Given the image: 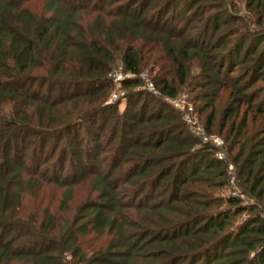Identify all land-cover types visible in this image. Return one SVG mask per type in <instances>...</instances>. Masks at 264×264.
Listing matches in <instances>:
<instances>
[{"label": "trees", "instance_id": "16d2710c", "mask_svg": "<svg viewBox=\"0 0 264 264\" xmlns=\"http://www.w3.org/2000/svg\"><path fill=\"white\" fill-rule=\"evenodd\" d=\"M107 1L112 0H105L102 7L95 4L94 10L102 12ZM145 1H123L119 12L108 15L109 22L97 19L84 27L75 19L88 5L54 7L51 16L42 20L25 8V0H0V264H134L138 260L141 264H264V122L252 135L241 134L246 129L243 115L229 126L228 135L234 137L231 147L239 146L233 158L238 163V183L256 206L246 209L227 198V209L215 210L218 204L211 191L224 183L223 165L212 157L209 146L189 133L178 113L143 91L127 93L124 111L110 127V144L118 146L115 158L119 160L112 169L130 162V170L122 177L110 173L92 179L91 189L102 203L79 206L61 236L51 219L24 223L19 216L24 196L37 191L44 178L39 173L41 158L50 142L55 139V150L66 136L113 108L75 113L51 130V119L42 113L69 100L82 101L85 95L98 100L97 93L111 87L106 73L116 50L122 71L134 75L120 86L131 89L140 86L143 50L149 55L158 49L161 54L155 63L160 75L150 79L154 88L164 98L175 96L179 86L192 93L201 90L190 100L206 132H211L212 105L222 89H229L223 123L236 116L241 105L250 113L251 126L258 118L264 120V30L230 31L241 20L228 14L204 15L199 7L204 5L202 0H155L162 1L157 15L178 8V24L149 25L146 8L154 0ZM261 1H255L254 8ZM54 3L47 4L53 7ZM138 41L141 46L135 49ZM119 43L124 45L120 48ZM193 61L199 72L188 79ZM234 68L240 74L230 77ZM256 82L262 85L252 90ZM42 86L62 87L72 95H64L57 104L44 103L39 96ZM77 89L85 95L75 93ZM148 103L153 104L150 109ZM120 138L127 140L126 146ZM28 163L33 164L31 169ZM51 183L65 181L58 176ZM121 184L132 190L125 206L145 212L142 220L147 227L132 225L121 216L124 203L114 196ZM66 201L63 196L60 204ZM245 210L250 216L244 222L225 229ZM104 228L114 231L113 239L104 251L87 256L79 238ZM128 228L137 234L133 242L127 238ZM64 256L68 263L63 262Z\"/></svg>", "mask_w": 264, "mask_h": 264}, {"label": "rangeland", "instance_id": "374dc122", "mask_svg": "<svg viewBox=\"0 0 264 264\" xmlns=\"http://www.w3.org/2000/svg\"><path fill=\"white\" fill-rule=\"evenodd\" d=\"M13 2L18 3L21 0H11ZM24 3L25 8L32 13L33 15L40 17L42 20H47L49 16H51L52 12H54V7H58L61 10H66L67 8L71 7H82L84 5H88L87 9L81 12H78L76 21L81 26L91 27L97 19L102 20V22H109L111 17H108L109 14L114 15L117 11L118 7L125 4L126 0H112L107 1V7L101 12L99 10H94L93 6L99 5L102 7V4L105 3V0L99 1L96 0H25ZM49 1V2H48ZM51 1H55L52 6H49ZM150 0H146V4ZM170 0H168L169 2ZM257 0H202V5L200 10H202L205 14L204 15H212L213 17L222 16L225 17L227 14L228 16L239 18L241 23H235L232 25L235 27L234 29H230V31H238L240 34L242 33H254L258 30H264V0L261 1L258 8H254V2ZM162 1H150L146 8V15H149L147 20L149 25H157L158 27H175L178 24V20L176 19V12L179 13L178 8L174 9L172 12H166V10L157 15L156 10H161ZM98 8V7H97ZM178 27V26H177ZM124 43H119V47L121 48ZM141 46V42H137L133 47L139 48ZM149 47V46H148ZM158 49L154 52L150 53L149 55L143 50L141 53V57L143 58L141 63V70L138 74V79L140 75H145L146 78L151 82V77L158 76L159 65L155 63V58L160 56ZM151 55V57H149ZM122 70L121 63H120V53L119 51L113 52V61L108 68V72L106 73V81L111 83V87L107 90H102L97 93L98 100H92V97L85 95V92L77 89L75 93L84 94L85 97H82V101L78 100L72 101L66 104H57L56 102H60L64 95H72L71 90L66 92L65 90L62 91V87H40V100L44 103L57 104V106L53 105V109L50 112H43V117H49L51 119L52 124L50 125L49 129H55L57 127L63 126L66 122L70 121L67 120L69 117L74 118L75 113L83 112L85 115L87 112L92 111L94 107H112L113 110L111 113H104L100 112L99 116L96 120H90L83 126L79 131L73 132L72 134L66 136L64 140H62L57 148L54 150L52 140L49 144L48 151H44L46 155H43L41 158L42 166H40V171L44 178L42 181L39 182V186H37V191L32 194H26L24 199L22 200L21 210H20V217L24 223L29 222L30 220H41L51 219L55 224L58 233L63 235L66 228L70 225L77 208L83 204L89 205L91 202H98L96 196L97 193L93 192L91 189V181L97 175H109L112 174H120L122 177L125 173H128L130 168V162L123 164L119 169H112V166L116 165L115 155L117 151V145L110 144V135L111 130L110 127L114 123V121L119 117L125 107V97L129 92H139L143 91L148 93L151 97H157L162 102L167 104L170 109L174 110L178 113L180 117V121L182 124L185 125L189 133L199 142L201 145H207L212 150V157L220 162L223 165V170L225 169V177L224 183L221 187L215 188L211 191V198H213L217 202V206L212 209H227L225 200L231 197V186H230V179L228 176V167L229 165L232 167V171L235 175V186L237 187L238 195L241 193L245 197V201L247 205H241L239 200V204L242 207L248 209L249 207L256 206V201L249 195L244 192L242 187L238 183L237 173L238 167L237 164L233 162V158L237 150L239 149L238 145L231 147L230 141L234 138L230 135V125L234 123L235 125L241 120L243 115L246 116V129L241 130V134L245 135H252L255 133L260 126L261 122H264L263 119L258 118L256 120V124L254 126L250 125V113L246 110V106L241 105L237 115L232 116L229 120L225 121L224 123L221 121V118L224 114V109L229 103L228 94L229 89H222L219 91L217 97L215 98L212 109L215 113L214 120L211 126V132H206L203 128L201 123L198 120L194 104L190 100L191 97L193 98L195 93H201V90H196L195 92H189L186 86H179L176 90L175 96L172 98H164L160 96L156 91V94L149 93L144 87L143 82L140 81V86L134 87L131 89H125L120 86L118 83H113L111 79L112 73ZM188 79L190 77H194L198 74V66L195 61L191 62L188 65ZM240 74V70L234 68L230 77H235ZM241 77V76H240ZM238 77V78H240ZM188 81V80H187ZM41 83V82H40ZM189 83V82H188ZM152 84V82H151ZM153 85V84H152ZM261 83L256 82L253 86V89H258L261 87ZM154 87V86H153ZM58 88V89H57ZM65 88V87H64ZM52 90V91H51ZM51 91V94L49 95ZM84 91V90H83ZM255 92V91H254ZM74 94V93H73ZM90 94V93H89ZM75 95V94H74ZM179 95H184L186 101L192 105L194 115L198 127L201 129V132L196 134L194 130H192L189 125H187L184 121V110L175 109L171 105V100L177 98ZM150 98V97H148ZM60 99V100H59ZM147 99V98H146ZM81 101V102H79ZM142 101V99L140 100ZM92 102V103H91ZM153 104L148 103V108L150 109ZM139 106V104H138ZM138 106H136L135 110H137ZM2 110H5L2 108ZM153 110V109H152ZM208 110L204 111L205 115ZM102 113V114H101ZM251 117V116H250ZM208 138L210 140L204 141V138ZM226 137L228 139H226ZM212 139H217L221 142V146L219 148H215L213 146ZM123 145H127V140H123L120 138ZM61 147V149H60ZM199 146H195L192 148L198 149ZM62 150H65V155H62ZM220 154V156H218ZM40 161V162H41ZM198 162L201 160H197ZM26 164V161L24 162ZM204 163V162H203ZM202 163V165H203ZM28 167L32 168L33 164L28 163ZM30 168V169H31ZM31 170L28 172L30 173ZM61 177L64 179L65 183L62 185L60 184H52L53 177L55 179L57 177ZM64 177V178H63ZM69 184L68 186H65ZM119 192H115L114 196L117 197V201L122 204L121 208V216H125L126 219L132 222V225L143 224V220L145 218V212H135L132 208H127L125 206L128 203L127 198L131 196L132 190L131 188H124L123 184L121 187L118 188ZM63 196L67 197V201L65 204H60ZM235 199V198H234ZM129 200V199H128ZM128 205V204H127ZM105 208V206H103ZM107 207V206H106ZM182 213L183 211H179ZM250 216L249 212L245 210L242 213H239L237 216L231 219L229 224L226 225L227 230H233L238 224L244 222ZM111 217V216H110ZM140 226V225H139ZM146 229V228H145ZM150 230V229H149ZM126 234H128L127 238L130 239V242H133V239L136 237L132 230L126 229ZM138 232V231H137ZM57 233V234H58ZM139 233V232H138ZM158 235V234H156ZM114 231L109 232L107 228H104L101 233L98 232H89L85 234L84 237L79 238L81 242V250L87 256H89L92 252L95 251H104L106 246L110 243L113 239ZM141 260H138L134 264H141ZM64 263L69 262V258L64 256L63 259Z\"/></svg>", "mask_w": 264, "mask_h": 264}, {"label": "built area", "instance_id": "2783aa9c", "mask_svg": "<svg viewBox=\"0 0 264 264\" xmlns=\"http://www.w3.org/2000/svg\"><path fill=\"white\" fill-rule=\"evenodd\" d=\"M134 75H132L129 72H124L122 70L116 71L114 73H112L111 75V79L113 81V83H118L120 84L121 81H123L124 79H130L132 78ZM140 81L143 82V87L151 94H156V91L153 87V85L151 84V82L146 78V76L140 75L139 76ZM171 105L175 108V109H179V110H184L185 111V115H184V121L187 125H189V127L194 130V132L196 134L201 132V129L198 127L197 125V121L195 119V117H193L194 115V111L192 108V105L186 101V98L184 95H179L177 98L172 99L171 100ZM204 141L210 140L208 138H204ZM213 142V146L215 148H219L221 146V142L217 139H212ZM220 156V154L218 155ZM228 176L230 179V186H231V197L235 198L237 200H239L241 205H247L246 201H245V197L243 194H239L238 195V191H237V187L235 186V175L232 171V167L229 165L228 167Z\"/></svg>", "mask_w": 264, "mask_h": 264}]
</instances>
